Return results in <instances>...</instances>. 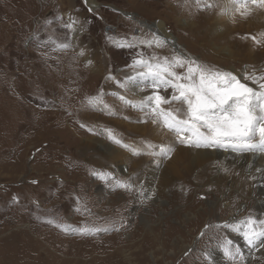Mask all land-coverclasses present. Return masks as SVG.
Wrapping results in <instances>:
<instances>
[{
  "label": "rangeland",
  "instance_id": "obj_1",
  "mask_svg": "<svg viewBox=\"0 0 264 264\" xmlns=\"http://www.w3.org/2000/svg\"><path fill=\"white\" fill-rule=\"evenodd\" d=\"M93 1L89 11L82 0H0V87L12 85L19 117L12 119L0 97V228L6 225L0 236L12 237L2 244L7 262L0 264H208V252L212 264H232L219 245L230 239L243 255L248 247L223 225L246 215L264 220V197L249 196L253 179L243 195L225 190L235 199L231 214L223 211L216 185L202 188L193 176L177 180L188 169L185 158L154 181L146 180L141 170L150 156L147 130L154 124L134 106L141 98L132 89L142 97L151 89L139 80L131 90L120 86L143 70L132 67L139 53L145 60L181 55L200 63L199 55L184 37L169 53L165 45L140 43L153 39L154 25L173 34L176 23L168 20L166 0ZM178 13V19H188L187 12ZM72 22L73 29L65 27ZM128 42L135 47L121 46ZM62 43L69 47H58ZM93 97L98 99L90 106ZM130 129L145 133L125 162L131 179L102 166L103 155L94 146L96 138L116 144L106 130L120 137ZM93 173L111 176L105 180ZM213 174L210 170L206 179ZM117 180L132 183V191L114 190ZM216 199L214 210L208 202ZM83 229L100 231L83 234ZM19 232L22 238L16 240ZM23 239L49 252L59 248L61 255L50 262L5 256ZM244 257V264H264L256 253Z\"/></svg>",
  "mask_w": 264,
  "mask_h": 264
},
{
  "label": "bare ground",
  "instance_id": "obj_2",
  "mask_svg": "<svg viewBox=\"0 0 264 264\" xmlns=\"http://www.w3.org/2000/svg\"><path fill=\"white\" fill-rule=\"evenodd\" d=\"M82 1L85 6L90 9H94L96 6L93 0ZM171 2L173 3L170 4V2L166 0L164 4L168 14V20L176 23L173 34H166L164 27L161 25H154L156 30L154 34L166 41L164 45L167 47L166 50L168 53L171 52L170 48L177 49L179 46V38L184 37L188 40L190 50L199 55L200 64L202 65L212 69L233 72L240 76L241 79L245 74V69L249 73L255 70L257 75L264 72V41L257 44L252 40V37L261 39V34L264 33V9L258 8L255 5H250L252 8L251 14L247 17H242L239 13H234L232 11L231 0H206L207 3L214 5L211 8L204 7L205 0H200L199 3H197V0H171ZM179 11H183V15L187 12L188 19H178ZM148 28H151V26ZM175 31L178 32L177 37ZM206 52L208 55H205ZM31 67L34 68V66ZM0 78H2V76H0ZM248 84L251 87H257L253 85L251 81H248ZM11 88V84H8V82L6 84L4 83V85L0 87V97L6 102L5 110L11 112L9 115L14 117L12 119H16L18 117V109L16 108V101L14 102L11 100ZM132 93H134L137 99L142 97L141 94L135 93V89H132ZM137 99L136 101H138ZM11 106H14L12 110ZM141 130H124L120 137H115L121 141L118 146L117 143L107 144L106 141L103 142L101 139L96 138L94 146H99L103 149L101 150V148L98 147V151L103 155L104 163L102 166L106 164V168L112 173L117 174L122 172L123 175L131 179V172L125 171V162L129 156V150H135L134 146L137 139H141V137L145 135ZM147 131V136L151 141V145L157 146L151 149V151L157 153V155H150L147 163L141 170L142 177L146 180L154 181L156 176H162L164 171L171 170L178 161L185 158L188 163V169L185 170L181 176H178L177 180L179 179L178 181L181 180L184 183L187 178L193 176L194 182L197 183V186L202 188L208 184L216 185L219 193L222 194L220 205L223 206V211L225 213L231 214L234 210L233 206L235 205V199L225 195L226 189L233 190L237 196L243 195L248 191L246 188L250 186V181L253 179L254 189L251 188L252 191L250 190V192H252V195L249 193V196L253 198H255L256 195L264 197V154H238L230 149L196 148L187 146L178 143L173 134L168 133L166 129L157 125H152ZM123 145H128L129 147H124ZM161 145H170L174 148L169 159L159 155V146ZM104 157L108 160H105ZM225 169H227V171H225ZM210 170H213L214 174L206 179L205 175ZM159 184L160 183L156 181V187H158ZM150 191L152 192L151 189ZM208 203L214 210L218 206L217 199L216 201ZM256 211H262L261 205L258 204L256 206ZM246 217H248V215H246ZM141 222L145 224L146 228L149 227V222L145 219H141ZM238 222L239 221H237V223ZM4 227H6V225L0 228V234L2 235L4 234L2 233V230L5 229ZM20 236L22 238L19 232L14 238L19 240L18 237ZM5 237L6 236H0V238H2L0 239V246L12 240V237H6V239ZM127 237L126 235L125 238ZM236 242H240V239H237ZM13 246H15V250L11 252L6 251L4 253L5 256L9 257L10 255L11 258H42L41 260H48V258H51L47 261L50 262L61 253L58 252L59 248L56 249L55 253L49 252V247L48 249L41 248L39 242L34 243L33 240L27 239H23L21 243H14ZM3 250L4 247H0V263L3 261L7 262L6 259L3 260ZM243 253L248 257L252 253H256L261 260L264 259V249L250 251L249 248H246V250H243ZM39 259L37 260L39 261ZM129 259L130 258H126L125 261Z\"/></svg>",
  "mask_w": 264,
  "mask_h": 264
},
{
  "label": "snow or ice",
  "instance_id": "obj_3",
  "mask_svg": "<svg viewBox=\"0 0 264 264\" xmlns=\"http://www.w3.org/2000/svg\"><path fill=\"white\" fill-rule=\"evenodd\" d=\"M199 2L200 0H197V3ZM231 3L232 11L242 17L251 14L250 5L264 9V0H231ZM213 6L205 0L204 7ZM74 23L65 27L73 29ZM252 40L257 44L262 43L264 33L261 34V39L252 37ZM140 43L146 47H152L153 44L161 47L166 41L154 35L152 40ZM121 46L131 48L135 47V44L128 42ZM58 47L68 48L69 44L62 43ZM132 67L143 70L137 71L134 77L129 76L120 86L131 90L130 86L139 80L145 88H150L151 92L141 97L138 105L134 106L144 111L152 124L173 134L178 143L196 148L230 149L238 154H264V72L257 75L255 70L249 73L245 69L241 79L233 72L209 68L190 57L174 55L171 59L165 57L161 60L152 56L145 60L142 53L138 54ZM248 81L257 87L249 86ZM161 90L165 93L170 90V95L161 94ZM97 99L90 98L88 104L94 105ZM120 99L126 100L123 96ZM105 108L108 106L105 105ZM106 131L110 139L117 144L121 143L112 135L111 130ZM155 147L157 146L149 144L150 151L147 154L156 156L157 153L151 151ZM173 151L174 148L170 145L159 146V155L164 158H170ZM93 175L105 180L111 176L110 173ZM113 188L132 191L133 185L129 181L117 180ZM223 227L238 232L250 251L264 249V220L249 216L234 225L225 223ZM81 231L83 234H94L100 229ZM200 235L203 236L204 232ZM219 247L232 264H244L245 257L241 248L235 246L232 240L225 239ZM205 258L208 264H212L213 257L210 252L205 253Z\"/></svg>",
  "mask_w": 264,
  "mask_h": 264
}]
</instances>
